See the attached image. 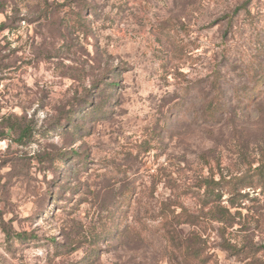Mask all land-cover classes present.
I'll return each instance as SVG.
<instances>
[{
    "label": "rangeland",
    "instance_id": "obj_1",
    "mask_svg": "<svg viewBox=\"0 0 264 264\" xmlns=\"http://www.w3.org/2000/svg\"><path fill=\"white\" fill-rule=\"evenodd\" d=\"M262 160L264 0H0V264H172L209 177L216 261L264 264Z\"/></svg>",
    "mask_w": 264,
    "mask_h": 264
},
{
    "label": "trees",
    "instance_id": "obj_2",
    "mask_svg": "<svg viewBox=\"0 0 264 264\" xmlns=\"http://www.w3.org/2000/svg\"><path fill=\"white\" fill-rule=\"evenodd\" d=\"M68 10L74 11L70 3L64 5H47L44 10L46 19L50 14H58L59 12ZM219 79V78H218ZM256 85H259L257 83ZM220 108H213L208 111L213 117L217 115ZM11 131H15V127H10ZM30 136V129L21 130L19 139L23 141ZM256 170L261 172L264 178V160ZM222 181H217L214 177L202 179L197 183V191L185 192L192 194L193 198L199 202V210L194 213L179 203H163L161 205V218L163 219L162 227L164 229V239L171 256L172 264H219L216 256L212 253V247L209 245L207 233L212 229L214 223L227 222L232 220L234 216L229 207L223 205L222 198L225 193L221 192L220 186ZM234 208V205H231ZM124 213L122 214V217ZM112 220V215L110 216ZM189 231V232H187ZM8 239L13 237L10 231H6ZM18 238L27 240L36 238L32 234L17 235ZM80 248L77 247L76 250ZM222 251L227 252L231 256L242 257L245 249L228 240H224L221 245ZM257 253L263 254L264 247L256 249Z\"/></svg>",
    "mask_w": 264,
    "mask_h": 264
}]
</instances>
